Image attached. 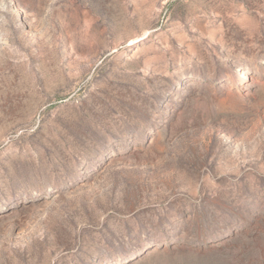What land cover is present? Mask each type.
Listing matches in <instances>:
<instances>
[{
  "label": "rangeland",
  "instance_id": "obj_1",
  "mask_svg": "<svg viewBox=\"0 0 264 264\" xmlns=\"http://www.w3.org/2000/svg\"><path fill=\"white\" fill-rule=\"evenodd\" d=\"M0 264H264V0H0Z\"/></svg>",
  "mask_w": 264,
  "mask_h": 264
}]
</instances>
